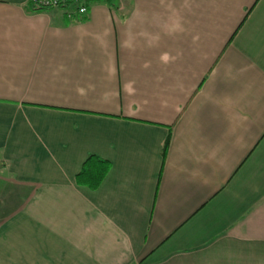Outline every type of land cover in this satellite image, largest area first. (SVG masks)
<instances>
[{
  "label": "crops",
  "instance_id": "0c3cea01",
  "mask_svg": "<svg viewBox=\"0 0 264 264\" xmlns=\"http://www.w3.org/2000/svg\"><path fill=\"white\" fill-rule=\"evenodd\" d=\"M70 10L0 0V264H264V0Z\"/></svg>",
  "mask_w": 264,
  "mask_h": 264
},
{
  "label": "trees",
  "instance_id": "16d2710c",
  "mask_svg": "<svg viewBox=\"0 0 264 264\" xmlns=\"http://www.w3.org/2000/svg\"><path fill=\"white\" fill-rule=\"evenodd\" d=\"M91 1L94 0H80L79 3H75L72 0L71 5L68 7V9H71L68 13V16L71 18V20H85L88 15H81L79 13V10L82 6L88 8ZM30 6L33 12L50 10L36 7L34 0H30ZM110 170L111 164L108 161L96 156H91L85 161L81 171L76 176V183L80 187H86L92 191H96L101 187L102 183L108 176Z\"/></svg>",
  "mask_w": 264,
  "mask_h": 264
},
{
  "label": "built area",
  "instance_id": "2783aa9c",
  "mask_svg": "<svg viewBox=\"0 0 264 264\" xmlns=\"http://www.w3.org/2000/svg\"><path fill=\"white\" fill-rule=\"evenodd\" d=\"M72 0H34L36 7L44 9H61L68 8L71 5ZM75 3H79L80 0H73ZM81 15L88 14V8L82 6L79 10Z\"/></svg>",
  "mask_w": 264,
  "mask_h": 264
}]
</instances>
